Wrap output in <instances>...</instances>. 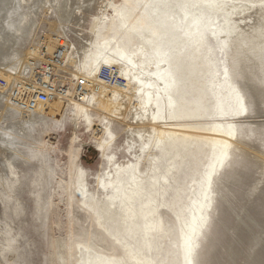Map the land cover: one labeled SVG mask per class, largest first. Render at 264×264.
<instances>
[{
	"label": "rangeland",
	"instance_id": "1",
	"mask_svg": "<svg viewBox=\"0 0 264 264\" xmlns=\"http://www.w3.org/2000/svg\"><path fill=\"white\" fill-rule=\"evenodd\" d=\"M79 1L88 14L80 15L74 31L84 35L87 49L93 36L89 12L112 18L124 0H115L116 7L108 11V0ZM75 2L66 4L68 14ZM151 2L175 17L189 8L212 23L217 76L205 74L210 64L203 48L200 80L186 61L179 84L188 110L197 103L202 115L169 117L170 107L161 104L155 85L149 86L145 77L135 87L137 95L124 99L121 114L105 110L100 95L85 102L75 96L68 98L73 101H52L43 112L59 119L48 124L43 143L30 150L36 157L26 158L29 150L19 145L21 154L13 161L17 173L10 171L4 155L11 156L18 145L0 142V229L6 239L15 237L11 248L0 250V264H264V0ZM33 7L25 45L51 36L49 23L61 18L53 1L38 0ZM74 31L61 39L76 49L81 40ZM115 43L100 38L91 64L89 58L84 63L85 52L75 50L62 75L94 80L99 65L102 71L116 63L133 82L134 71L154 75L162 69L141 39L133 45L122 40L119 59L108 53L110 62L103 61L100 48L113 49ZM40 47L41 55L48 53ZM217 126L219 133L211 130ZM183 133L190 135L186 142L173 146L170 136L183 138ZM161 140L166 156L160 152ZM7 176L19 178L24 190L21 215L10 208L15 200H5L11 192L2 182ZM136 184L143 194L133 202L134 217L121 221L123 212L109 198L117 187L129 192ZM148 197L156 204L144 208L141 202ZM144 210L157 223L149 236Z\"/></svg>",
	"mask_w": 264,
	"mask_h": 264
},
{
	"label": "bare ground",
	"instance_id": "2",
	"mask_svg": "<svg viewBox=\"0 0 264 264\" xmlns=\"http://www.w3.org/2000/svg\"><path fill=\"white\" fill-rule=\"evenodd\" d=\"M50 1L58 5V9L61 12L60 22L49 23L48 31L51 32V36L41 37L34 45H25L23 42L27 39L29 31L32 28L30 19L34 17L33 12L35 10L33 6L38 0H0V20L2 22L0 25L1 78L5 79L10 84H14L23 78H31L35 67H38L46 60L44 51H42L41 55V47L38 48V46H45L48 51L47 54H53L59 46H62L65 47L66 50L65 59L64 64L60 66L56 72L57 77L55 82L60 86L67 85L68 89H66L65 94L58 95V97L53 100V103L58 100L73 101L68 99L70 96H75L79 101L85 102L89 97H92V95L93 99L100 95V97L103 96L102 100L105 110L111 113L121 114L123 112L122 107L126 106L123 104L124 99L127 97L133 99L134 96L137 95L135 87H137V84H139L140 81L142 82L143 77H145L148 80L149 86L155 85L154 87L162 101L161 104L165 107L168 106V109L170 107L168 113L169 117L177 118L180 113L183 115L190 113L193 117L202 115V111L197 107V103H195V107L192 110H188L183 100V94L180 93L179 84L183 81V68L187 66L184 65L186 61H190V64L194 67L193 73L195 74L196 81L198 82L200 80L199 74L201 73V69L197 67L200 61V51L203 48L208 53V63L210 64V68H207L205 74H211L214 77L218 74L215 53L212 51L210 45V36L214 32L211 25L212 23L206 15L192 14L189 8H182V13L178 17H175L170 10L161 12L159 11V6L153 7V2H151V0H124L122 7L115 10V15H113L112 18H102L100 15L95 16L89 12L93 19L90 26V31L93 36L90 46L86 49L84 46V35L82 36V33L74 31V27L79 26L78 18L80 15L84 13L88 14L85 7L80 5L79 0H76L74 7L71 8V13L68 14L66 9L68 6H66V4L68 5L70 0H46L47 5ZM23 6L28 8L25 13L23 12ZM114 7H116L115 0H108V5L104 10L108 11ZM45 8H48V6ZM70 29L73 30V33L81 40L80 45L76 49L68 42L61 39L66 37L65 35H67V32L71 33ZM100 38H112L114 42L116 41L113 49L100 48V52L104 56L103 61L110 62L107 55L108 53H111L112 56L119 59L117 45L119 42L121 43L122 40L127 44L133 45L138 39H141V42L149 47V56L151 59L155 58L156 65H163V67L158 71V74L154 75H148L141 70L132 73L131 70H126V73H131L133 76L134 80L130 82L125 79V72L121 70L120 65L116 63L110 65L117 70L120 77L125 79L126 85L124 87L112 86L103 82L99 76L101 65L97 67L93 75L94 80L88 75L77 76V78L73 80L69 78L67 75L68 73H64L67 78L63 76L62 73L69 66L67 63L71 57H73L75 50L76 52H85L84 63L87 62V58H89V64L95 62V54L99 48L97 44L100 42ZM40 56H42L41 59ZM74 57H76V54ZM82 79L86 81V92L81 95L78 93V83ZM101 85L106 86L107 90H103ZM123 88L125 89L123 90ZM141 88L142 85L138 87L137 90H141ZM212 88L213 87H210V92L214 95L215 90ZM106 91L107 93L103 94V92ZM3 93L4 92L0 91V142L4 145H18L17 148L14 147L13 153L11 151V156L8 157L4 155L7 166L10 168V171L15 174L19 169L14 165L13 161L15 156L17 157V154H21V147L19 145H23L29 150L30 153L26 158L29 157L28 159L31 160L33 156L36 157L30 150L32 148H38L39 145L43 143L44 133L48 124L57 121L59 118L49 115L48 112H43L46 108L33 113H23L12 104L10 96ZM116 101L119 102L116 103ZM51 104L50 102L49 105ZM63 105H69V103L65 102ZM180 127L183 128V130L196 129V127L187 125H181ZM220 127H212L211 130L219 133ZM188 136L190 135L183 133V138L170 137L173 139V146H181L186 142ZM22 138H25L26 141L22 142V140H24ZM26 138L34 142L30 143ZM160 142L162 143V140ZM7 150L8 149L5 151ZM160 152L163 156L167 155V150L163 143L162 146H160ZM164 175L163 173L161 176L164 177ZM158 177L159 176L154 177L155 183ZM11 180H15L16 183L12 184ZM2 182L11 187L10 193L5 191V200L10 202L13 199L17 203L10 207L13 214L15 216L21 215L25 196L23 193L24 190L20 187L19 178L7 176ZM136 186V189H132L129 192L117 187L109 198L110 204L113 206L117 205L123 212L121 221L125 222L126 217H134V210L132 209L133 202L136 200V196L143 194V189L140 188V185L136 184ZM154 191L155 190L151 192L154 193ZM98 199L95 203L101 205ZM151 203L156 204L155 200L148 197L146 201L143 200L141 202V206L147 208L151 206ZM26 206L27 208L25 210L27 211L30 209V204ZM154 206L156 209L158 208L157 205ZM150 214L151 212L144 210L143 217L146 218V236L150 235L156 227L155 224H157L156 221H152L153 218L151 219V217H149ZM12 230L13 229H11V231ZM0 231L3 234V230L0 229ZM1 238L0 250L2 251L12 247L10 244L11 239L15 241V237L6 239L4 234ZM145 264H148V262L146 261Z\"/></svg>",
	"mask_w": 264,
	"mask_h": 264
},
{
	"label": "built area",
	"instance_id": "3",
	"mask_svg": "<svg viewBox=\"0 0 264 264\" xmlns=\"http://www.w3.org/2000/svg\"><path fill=\"white\" fill-rule=\"evenodd\" d=\"M65 47L59 46L53 54H44L45 62H42L35 70L31 78L10 84L0 77V91L9 95L12 104L23 113H33L45 109L58 95L65 94L67 85L56 84V72L64 64ZM100 79L112 86L123 87L125 79L120 77L115 68L106 67L100 72ZM85 80L78 83V93L86 92Z\"/></svg>",
	"mask_w": 264,
	"mask_h": 264
}]
</instances>
